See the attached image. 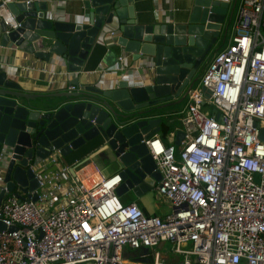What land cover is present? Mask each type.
I'll return each instance as SVG.
<instances>
[{"label":"built area","instance_id":"1","mask_svg":"<svg viewBox=\"0 0 264 264\" xmlns=\"http://www.w3.org/2000/svg\"><path fill=\"white\" fill-rule=\"evenodd\" d=\"M0 16L20 25L7 0ZM115 36L108 29L100 39L112 46ZM129 56L120 54L105 76L128 75ZM188 99L180 148L157 134L145 141L161 173L154 187L171 209L164 217L124 203L116 192L119 173L89 185L70 177V166L51 168L59 151L36 165L38 188L10 191L11 154L2 149L0 264H264V0L241 1L229 42ZM167 243L182 260L158 250ZM126 246L145 248L149 259L126 260Z\"/></svg>","mask_w":264,"mask_h":264},{"label":"water","instance_id":"2","mask_svg":"<svg viewBox=\"0 0 264 264\" xmlns=\"http://www.w3.org/2000/svg\"><path fill=\"white\" fill-rule=\"evenodd\" d=\"M136 1L82 0L83 12L64 20L49 11L44 0L8 2L20 25L12 28L0 16L3 47L12 42L47 63L61 62L67 73H80L92 47L113 29L112 47L121 48L140 65L109 86L88 84L81 91L56 94L66 99L48 108L26 103L34 96L22 92L8 70H1L0 151L11 154L5 175L10 191L17 185L38 188L36 165L56 151L69 156L94 141L99 142L103 165L117 166L122 177L119 196L129 190L141 196L160 181L145 141L162 129L159 110L199 79L200 68L221 36L229 3L193 0L187 12L141 23ZM70 83L79 85V77ZM183 137L184 132L177 131L175 145ZM260 138L264 140L263 127ZM4 195L2 191L0 203Z\"/></svg>","mask_w":264,"mask_h":264},{"label":"crops","instance_id":"3","mask_svg":"<svg viewBox=\"0 0 264 264\" xmlns=\"http://www.w3.org/2000/svg\"><path fill=\"white\" fill-rule=\"evenodd\" d=\"M7 1L16 2L21 0ZM44 1L48 2L49 11L59 20H64L69 16L72 17L83 12L82 0ZM192 4L193 0H139L135 2L136 11L141 23L153 22L156 17L158 18V16L162 15L165 18H171L174 15L189 11ZM229 39L230 36L226 37L221 33L219 40L204 64H209L214 55L226 47ZM120 54L126 53L119 47L113 48L110 45L109 38L105 41L99 39L98 43L90 50L82 67V71L80 73H67L65 65L61 62L52 59L50 63H47L21 50L12 42L7 47H3L0 39V71L8 70L9 77L21 85L22 92L34 96L24 100L26 103H29L31 106L48 108L51 104L57 105L66 99L62 96H56V94L81 91L88 84H97L98 86L106 87L114 83V79L121 78H115V76L108 78L104 74L108 68L116 66L117 57ZM126 62L129 65L128 75L132 73L131 69L134 66H140L137 62H133L131 55L127 58ZM78 77L79 85H75L77 88L71 90V80ZM123 77L124 75H122ZM195 82L192 87H195ZM187 93H189V87L178 98L169 101L171 105L159 110L163 121L162 129L157 135L167 144H175L177 131H183L182 116L189 100ZM177 147H181V142ZM100 151L99 142L94 141L74 151L69 156L62 155L59 164L50 167L55 169L60 164L70 166V177L79 175L90 185L93 181L91 183L90 181L88 182L85 174L89 176L93 175L91 179L96 180L118 173L117 166L106 167L103 165V154ZM65 179H68V175ZM152 190L154 192L150 190L141 196H137L132 190H129L124 192L120 198L124 203H137L146 214L164 217L169 213V211H165L162 207L165 201L158 194L155 187Z\"/></svg>","mask_w":264,"mask_h":264},{"label":"rangeland","instance_id":"4","mask_svg":"<svg viewBox=\"0 0 264 264\" xmlns=\"http://www.w3.org/2000/svg\"><path fill=\"white\" fill-rule=\"evenodd\" d=\"M241 1L242 0H234L230 6H229V9H228V14H227V18H226V21L224 23V27H223V30H222V34L224 36H230L231 34V29H232V26L233 24L235 23V16H236V12L241 4ZM201 70V68H200ZM199 70V72H200ZM198 72V74H199ZM195 87H198L200 85V80L198 79L196 82H195ZM208 108H210V106H207ZM87 176V181L91 183V181H94V179L92 180V176H89L88 174H85ZM97 180V179H96ZM93 183V182H92ZM151 192H154V190H151ZM156 193V192H155ZM162 207L165 211H171L170 207H169V204L168 203H163L162 204ZM170 244L167 243V244H162L158 250L165 256H169L170 258H175V259H179L180 257V260L183 259V256L182 255H177V254H174L170 251ZM125 252H124V257L126 260L130 261V260H138V259H145V260H148L149 259V255H148V251L145 249V248H140V249H131L130 247L126 246L125 248ZM84 264H91V263H84Z\"/></svg>","mask_w":264,"mask_h":264},{"label":"flooded vegetation","instance_id":"5","mask_svg":"<svg viewBox=\"0 0 264 264\" xmlns=\"http://www.w3.org/2000/svg\"><path fill=\"white\" fill-rule=\"evenodd\" d=\"M207 66H208V64H204L203 65V67L201 68V70H200V72L198 74L199 78H201V76L203 75V73H204L205 69L207 68Z\"/></svg>","mask_w":264,"mask_h":264}]
</instances>
